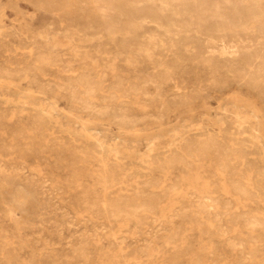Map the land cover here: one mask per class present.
Listing matches in <instances>:
<instances>
[{
  "label": "rangeland",
  "instance_id": "374dc122",
  "mask_svg": "<svg viewBox=\"0 0 264 264\" xmlns=\"http://www.w3.org/2000/svg\"><path fill=\"white\" fill-rule=\"evenodd\" d=\"M251 3L0 0V264H264Z\"/></svg>",
  "mask_w": 264,
  "mask_h": 264
},
{
  "label": "bare ground",
  "instance_id": "6f19581e",
  "mask_svg": "<svg viewBox=\"0 0 264 264\" xmlns=\"http://www.w3.org/2000/svg\"><path fill=\"white\" fill-rule=\"evenodd\" d=\"M115 1V0H114ZM248 12L245 15L244 26L253 29L256 24H261L264 27V4L262 0H251ZM44 2V1H43ZM115 3V2H114ZM59 11V10H58ZM70 14V13H69ZM72 14V13H71ZM100 15V14H98ZM242 20V19H241ZM262 40V39H261ZM38 51V50H37ZM46 55V54H44ZM46 58V57H45ZM47 59V58H46ZM41 62V61H40ZM85 69V68H84ZM85 71V70H84ZM11 72V71H10ZM84 74V73H83ZM87 75V74H86ZM86 75L84 77L86 78ZM80 76V75H79ZM9 77V76H8ZM67 77V76H66ZM83 77V78H84ZM89 77V76H88ZM230 78V76L228 77ZM234 79V78H233ZM71 80V79H70ZM75 81V79H72ZM79 80V79H77ZM82 80V79H81ZM87 80V79H86ZM90 80V79H89ZM92 80V79H91ZM229 80V79H227ZM231 80V79H230ZM247 80V79H246ZM238 81V80H237ZM83 82V80H82ZM87 82V81H86ZM234 82V81H233ZM82 85V84H81ZM260 85V84H259ZM83 86V85H82ZM63 87V86H61ZM89 87V86H88ZM103 88V87H102ZM121 90V89H120ZM135 90V89H134ZM190 90V89H189ZM191 91V90H190ZM122 92V91H121ZM123 93V92H122ZM129 93V92H128ZM191 94V93H190ZM121 97V96H120ZM187 97V96H186ZM185 98V97H184ZM121 109V108H120ZM101 110V109H100ZM123 111V110H122ZM125 112V111H124ZM123 116V115H122ZM122 128V127H121ZM113 161V160H112ZM100 162V161H99ZM111 162V161H110ZM114 164V163H113ZM95 167V166H94ZM172 168V167H171ZM170 170V169H169ZM167 173V172H166ZM76 174V173H75ZM117 175V174H116ZM111 177V176H110ZM235 189V188H234ZM150 192V191H149ZM104 193V192H103ZM156 196V195H155ZM154 196V197H155ZM157 197V196H156ZM155 197V198H156ZM105 198V197H104ZM205 200V199H204ZM107 205V204H105ZM160 210V209H159ZM179 210V209H178ZM134 215V214H133ZM149 218V217H148ZM89 221V220H88ZM178 231V230H177ZM91 233V232H90ZM134 237V236H133ZM121 252V251H120ZM121 255V254H120ZM121 259V258H120ZM54 264V263H53Z\"/></svg>",
  "mask_w": 264,
  "mask_h": 264
}]
</instances>
